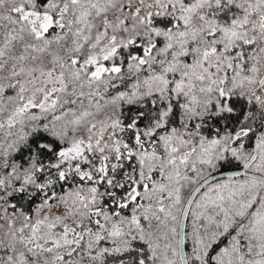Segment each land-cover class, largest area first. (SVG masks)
Instances as JSON below:
<instances>
[{
  "label": "snow or ice",
  "instance_id": "obj_1",
  "mask_svg": "<svg viewBox=\"0 0 264 264\" xmlns=\"http://www.w3.org/2000/svg\"><path fill=\"white\" fill-rule=\"evenodd\" d=\"M0 264H264V0H0Z\"/></svg>",
  "mask_w": 264,
  "mask_h": 264
}]
</instances>
